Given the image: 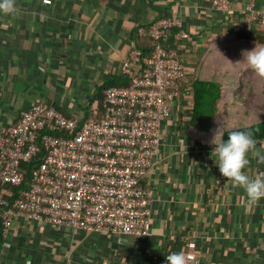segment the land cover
<instances>
[{"label":"crops","instance_id":"1","mask_svg":"<svg viewBox=\"0 0 264 264\" xmlns=\"http://www.w3.org/2000/svg\"><path fill=\"white\" fill-rule=\"evenodd\" d=\"M250 1L264 9V0H230L226 15L212 8V0H15V14L0 13V131L37 101L71 117L94 114L97 102L91 99L97 87L120 75L132 33L161 17L179 19L189 33L182 59L190 72L201 62L205 77L220 81L219 72L228 67L232 81H240L246 65L236 63L256 44L235 34L244 26L264 33L263 23L242 20ZM228 46L232 57L225 61L220 55ZM188 101L180 100L163 123L144 179L154 191L149 235L71 231L15 219L11 232L21 245L24 240L32 246L27 251L37 264H158L164 244L176 240L193 242L200 264H264V199L249 204L244 189L222 176L213 146L188 128ZM257 150L264 153V140ZM249 161V176L264 172V162L251 154ZM8 247L5 242L0 248V264H8Z\"/></svg>","mask_w":264,"mask_h":264},{"label":"built area","instance_id":"2","mask_svg":"<svg viewBox=\"0 0 264 264\" xmlns=\"http://www.w3.org/2000/svg\"><path fill=\"white\" fill-rule=\"evenodd\" d=\"M211 6L221 15L231 11L230 0H212ZM242 20L264 24V9L250 1ZM138 30L148 38L152 56L143 66L142 52L132 48L122 59L120 74L131 76L130 84L104 90L100 119L81 122L37 101L0 131V186H21L22 165L33 163L20 196L10 200L0 194L4 240L15 219L71 231L149 235L154 191L144 179L158 153L163 123L180 100L190 99L189 88L179 93L189 73L182 54L190 35L171 17ZM182 251L188 264L200 263L193 242Z\"/></svg>","mask_w":264,"mask_h":264},{"label":"trees","instance_id":"3","mask_svg":"<svg viewBox=\"0 0 264 264\" xmlns=\"http://www.w3.org/2000/svg\"><path fill=\"white\" fill-rule=\"evenodd\" d=\"M176 31V30H175ZM236 38L246 39L248 42H253L258 46H264V33L262 32H251L248 31L244 26L239 32L236 34ZM133 41V48L139 49L141 53V63L145 66V60L152 56V47L149 44V40L146 36L141 34L138 28L131 35ZM172 38L169 40V45L172 47ZM188 40L184 41L185 47H188ZM246 72L254 74L247 67L245 68ZM131 81V76L128 74H120L111 76L105 83L101 86L97 87V90L91 99V103L94 101L97 102L98 112L96 115L86 112L81 118V122H86L90 120L100 119L102 114V101H103V92L106 88L112 86H128ZM189 88L190 90V118L187 122L188 128L191 132L195 133L196 136L201 139L202 143H207L214 147L211 143L213 135L220 123H222L224 139H227V134L230 131H239V130H251L253 133L254 139L256 143L264 140V115L259 116V109L252 106L248 109V117L250 115L256 116L254 117H245L240 116L235 113L234 110L227 111L223 113L222 110H219L220 102L227 95L228 91L223 82L217 81L215 79H210L208 77L203 76L199 73V68L195 66L193 72L187 74L186 80L182 81L181 86L179 88V93L182 95L185 93V89ZM236 88H240V84L237 82ZM254 88V87H253ZM236 89V90H237ZM249 87V91L246 97H254L255 90ZM251 91V92H250ZM242 93H240L241 95ZM238 94L237 98L240 97ZM242 103L247 104L246 100H240ZM250 103V102H249ZM224 106V105H223ZM243 109H237V112H241ZM243 112V113H245ZM229 115V117H227ZM227 117V118H226ZM248 118V119H247ZM33 167V163L23 164L22 169L25 171V179L21 186L19 187H10V186H0V194L5 196L6 198L12 200L14 197L20 196L24 190L28 187L29 182V173L30 169ZM4 239L2 237L1 225H0V248ZM185 243L183 241H171L166 242L164 244V249L162 254L158 259V264L166 257L167 254L172 252H178L185 248Z\"/></svg>","mask_w":264,"mask_h":264},{"label":"clouds","instance_id":"4","mask_svg":"<svg viewBox=\"0 0 264 264\" xmlns=\"http://www.w3.org/2000/svg\"><path fill=\"white\" fill-rule=\"evenodd\" d=\"M16 12L15 0H0V13L15 14ZM242 56V61L236 64H245L257 77L264 79V46L256 45L252 50H244ZM222 128L223 125L220 123L211 140L214 145L211 154H214L215 157L212 159L220 173L223 177L228 178L227 182L231 183L233 187L244 189L249 204L264 199V172L249 176L245 171L250 163V154L255 156L258 161L264 162V153L259 150L252 151L256 145L253 133L251 130H234L227 134L225 140ZM166 264H188V260L181 250L167 255Z\"/></svg>","mask_w":264,"mask_h":264},{"label":"rangeland","instance_id":"5","mask_svg":"<svg viewBox=\"0 0 264 264\" xmlns=\"http://www.w3.org/2000/svg\"><path fill=\"white\" fill-rule=\"evenodd\" d=\"M230 42H234V36L230 35ZM226 44H229V42H227ZM230 45H232V43H230ZM231 47L228 46L227 48H224V53L223 55H220V58L222 60L227 61L228 57H232V52H231ZM218 59L219 61H221V59ZM197 67V69L199 68V73L201 74V71L203 72L204 70L203 68V64H201V62L197 65H195ZM210 66V65H208ZM215 66V65H212ZM220 67V65H218ZM246 68V67H245ZM221 69H224L223 66L220 67V71ZM216 70V69H215ZM207 71H209V67H207ZM219 71V70H218ZM224 71L226 72H219V74H222L219 79L221 82H223L225 88L228 91L227 95L222 99V101L220 102V109L222 110L223 113H226L227 111H232L234 109L235 113H237L240 116H245L248 117V109H250L252 106H255V108L259 109L260 112L258 114L264 115V79H260L259 77H257L255 74L252 75V73L246 72V69H243V73H240L239 75V79L238 83L240 84V88H236L237 82L232 81V76H231V72L230 70L224 69ZM240 72V71H239ZM204 75V74H203ZM226 76V77H225ZM88 86H91L90 84ZM249 87L252 89H254L255 91V96L254 97H246L248 91H249ZM254 87V88H253ZM237 89V90H236ZM250 89V90H252ZM80 91L83 90H76L75 94L76 95H80ZM251 92V91H250ZM240 93H242L240 95ZM82 94V93H81ZM238 94L240 95L239 98H237ZM247 99V104L244 105V103H242L240 100H246ZM187 101V99H186ZM189 101H191L189 99ZM250 102V103H249ZM191 103V102H190ZM224 105V106H223ZM186 107V109H188L189 105L188 103H186L184 105ZM243 109L241 112H237V109L239 108ZM232 109V110H231ZM245 112V113H243ZM227 117H229V115H227ZM226 117V118H227ZM250 117H256L254 115H250L248 118ZM247 118V119H248ZM19 236L16 237L15 235L12 234L11 230L7 235V238L3 241L4 243H9V247L6 249H3L4 252H7V256H6V260H8V264H26V260H30L31 264H37L36 262H38L37 258L36 262L35 259H33V257H31L30 253H32V251H27L28 249H31L32 246H30L29 244H27L26 241L21 240L23 245L20 244L19 242ZM4 244L2 243L1 247ZM20 246H22V251H20ZM26 253H28V255L26 256ZM27 258V259H26ZM200 259V258H199ZM200 264V263H199Z\"/></svg>","mask_w":264,"mask_h":264}]
</instances>
